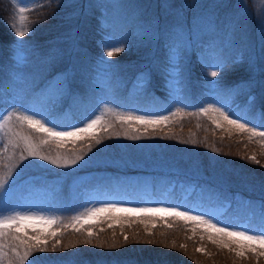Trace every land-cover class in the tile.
I'll use <instances>...</instances> for the list:
<instances>
[{
	"label": "trees",
	"instance_id": "16d2710c",
	"mask_svg": "<svg viewBox=\"0 0 264 264\" xmlns=\"http://www.w3.org/2000/svg\"><path fill=\"white\" fill-rule=\"evenodd\" d=\"M247 1L245 8L237 0L213 5L210 0H40L29 8L31 30L24 37L26 43L18 45L10 27L17 5L13 0H0V108L10 105L15 97L21 109L17 113L40 115L49 110L52 95L58 94L60 99L66 96V100L79 102L74 114L79 119L100 99L115 110L161 113L172 104L167 84L170 50L175 45L181 49L176 66L182 68L176 111L186 114L164 131L149 132L139 140L109 138V134L101 133L102 143L93 142L90 152L86 142L75 148L71 144L62 149L45 146V153L52 156L58 151L72 156L83 149L85 159L74 167L88 177L80 180L78 173H72L74 167L58 168L34 158L21 163L20 150L12 156L8 146V152L0 157V173L12 165L18 167L6 185L7 191L0 192V213L22 203L29 189L37 186L45 189L46 205L55 217L67 223L81 201L80 189L121 193L145 179L158 190L173 185L174 189L167 191L171 200L178 195V183L193 185L206 202H229L228 212L238 220L264 227V149L259 138L250 142L247 133L229 136L207 117L188 115L199 113L208 98L229 101L234 106L230 111L233 118H242L257 131L264 128V3ZM105 36L113 43H122L125 50L108 58L101 43ZM18 49L21 58L16 56ZM198 50L210 53L215 64L224 69L212 90L205 85L207 69L198 59ZM60 75H66L68 95L50 84ZM106 119L114 117L107 115ZM10 126L21 130L15 122ZM116 130L123 131L119 125ZM24 131L30 132L26 127ZM31 134L34 139L38 135ZM0 136L3 152L7 138ZM160 145L166 146L171 161L151 160L144 154L157 153ZM173 154L182 162L180 169L175 168ZM251 155L260 164L249 159ZM168 222L172 228L160 221L155 228L149 223L153 236H148L143 223L109 228L107 223L94 222L85 226L92 227L94 235L90 238L64 229L57 237L62 243L55 253H34L26 264L37 257L39 264H264V257L248 254L238 258L207 238L201 240L200 229L193 236L191 224L173 222L172 218ZM121 232L129 236L127 242ZM85 239L91 243H83ZM70 242L76 246L67 249ZM113 243L117 247L109 248ZM0 264H8V260Z\"/></svg>",
	"mask_w": 264,
	"mask_h": 264
},
{
	"label": "snow or ice",
	"instance_id": "6c2138e0",
	"mask_svg": "<svg viewBox=\"0 0 264 264\" xmlns=\"http://www.w3.org/2000/svg\"><path fill=\"white\" fill-rule=\"evenodd\" d=\"M28 4L39 3L40 0H21ZM59 6V5H57ZM29 7L18 6L16 9L15 22L10 23V27L14 30V35L19 38V43H26L24 37L29 34ZM110 50L106 51V56L111 58L118 53H122L125 49L120 44H111ZM181 52L178 46H173L171 59L175 64L177 56ZM224 69L216 66L210 72L212 78L217 77L220 71ZM170 75L175 77V83H179L182 78V68L177 66L170 70ZM144 83H147L145 79ZM106 115H111L114 119H106ZM186 114L179 109L171 115H135L129 113H116L110 108H105L104 113L95 116L88 120L82 126H73L71 130H57L56 127L48 126L50 121L45 118H36L35 114H20L17 112L6 113L0 116V134L7 138V144L4 146V151L0 152V157H3L8 152V146L12 148V156L16 155V150L19 149V161L34 158L48 164L55 165L58 168H70L77 165L79 161L85 159L86 153L83 149L72 156L61 154L59 151L55 156L50 153L46 154L45 146L55 145L57 149L67 148L69 144L73 148L81 142H86L87 150H92L93 142L96 145L102 143L104 137L101 133L109 134L111 137H121L130 140H139L142 135L149 132L164 131L170 124L178 119H183ZM207 117L216 129H220L231 136L233 133H247L248 140L251 142L253 138L258 137L259 143L264 149V131H257L255 127H249L247 122H242V118H233L228 111L222 107H216L209 104L203 107L199 113L188 114ZM15 122L20 131L15 130L10 125ZM54 123V122H51ZM117 125L123 129L118 131ZM127 126V127H125ZM142 126V130H141ZM25 127L30 132L24 131ZM31 133L38 134L34 139ZM187 143L188 141H182ZM193 144L196 141H191ZM213 151H218L213 149ZM9 156V159L12 158ZM254 163L260 164V160L255 155L249 157ZM87 162V161H85ZM18 165L8 167L7 171L0 173V192L7 191L6 185L13 178L14 169ZM19 175V173H17ZM134 217H144L139 220H134ZM168 218H172L173 222L183 221L185 225L191 224V231L195 236L197 229L201 230L200 239L207 238L212 244L217 245L221 249H227L229 252H234L238 258H245L248 254L259 257H264V227L258 232L244 230H234L230 226H221L217 222L208 219L205 215H193L190 211L180 210L179 207H124L116 204H107L101 207L87 209L80 215L74 216L67 223H64L58 217L45 216L41 214H22L17 212L15 215L4 216L0 218V262L7 259L8 264H26L30 256L34 253H55L60 247L62 241L57 239L63 235L64 229H71L75 233H85L87 237H92L94 232L92 227L93 222L107 223L109 228H113L116 224L143 223L148 236L154 234L148 229V224L155 228L156 221H160L167 228H172L173 224L168 222ZM59 226V227H54ZM101 231H104L102 228ZM123 235V232H121ZM138 235V234H137ZM125 242L129 240V236L123 235ZM83 243L90 244L91 239H85ZM73 243L67 244V249L74 248ZM100 247L105 245L101 244ZM109 248H116V244L108 245ZM175 247V244H173ZM181 247H186L182 245ZM198 252H203V248H197ZM40 258L31 261V264H39Z\"/></svg>",
	"mask_w": 264,
	"mask_h": 264
},
{
	"label": "rangeland",
	"instance_id": "374dc122",
	"mask_svg": "<svg viewBox=\"0 0 264 264\" xmlns=\"http://www.w3.org/2000/svg\"><path fill=\"white\" fill-rule=\"evenodd\" d=\"M15 4L18 6H26L31 8L34 6L35 3L29 2L28 4H25L21 2V0H13ZM212 5L215 2L220 3L221 0H210ZM255 4L256 1L259 2V0H252ZM262 3H264V0H261ZM260 1V2H261ZM237 2L241 3L243 7L247 8L249 6V2L247 0H237ZM217 3V4H218ZM102 26L105 28L106 23L103 22ZM101 43L106 50H110V47H108L111 44H120L122 46V43H113V41L110 39V37L105 36ZM18 45H19V38H18ZM173 48V47H172ZM172 48L170 50V57L172 56ZM198 59L200 63L207 69V74L205 78V85L208 87L209 90H212L217 86V79L218 75L215 78H212L210 76L211 70H213L217 65L214 62V59L212 55L205 51L198 50ZM17 58H21L22 54L20 52V49L17 50L16 54ZM171 66L169 67V73L170 70L176 66V63L174 64L171 59ZM175 77L169 74L168 78V94L169 98L172 102L170 108L166 111H163L161 113H146L144 111H138L136 109H118L115 110L113 106L107 101L100 99L97 105L88 112V114L82 118L79 119L74 116L75 111L79 105V102L76 99L66 100V96H63V99H60L58 94H53L51 98V105L49 110H46L40 115H36V118H45L47 121H50L49 125L50 127L54 126L57 128V130H71L73 126H82L85 122H87L90 119L95 118V116L100 115L101 113H104L105 108L112 109L113 112L116 113H133L135 115H149V116H159V115H171L173 112H176L177 107L179 106V100L178 97L180 96L179 91V85L178 83H175ZM53 88H57L59 92H61L63 95L69 94L68 91V82L66 81V75H60L56 77V79L50 83ZM209 94H212V92H209ZM68 97V96H67ZM65 99V100H64ZM11 104L7 106H3L0 108V116L5 115L6 113L11 112H18L20 111L19 103L17 102V98L12 97L10 99ZM209 104H213L216 107H222L226 111L230 113V111L234 108L233 104H230V102H218L214 99L208 98L203 101L202 106L200 107V110L203 107H207ZM21 114H29L32 115L34 113L32 112H22ZM231 115V114H230ZM107 116V115H106ZM234 117V116H232ZM72 118L70 121H66V119ZM54 122V123H51ZM2 123V121H0ZM264 131V128L261 130ZM0 143H2V138L0 136ZM150 145V144H149ZM5 146V144L3 145ZM160 148V151L155 153L148 152L144 153L146 154V157H151L149 159L155 160V161H169V152L166 148V146H158ZM138 153L142 154L143 152L137 151ZM159 155L160 157L157 159H153L154 156ZM173 159L175 162V168L180 169V165L182 164L181 161H179V157L175 156L173 154ZM179 159V160H178ZM172 159H170L171 161ZM43 163V162H42ZM80 164V162L77 163V165ZM157 165L156 163H154ZM76 165V167H77ZM141 167L142 164L140 165ZM76 167L73 168L72 173H78V170ZM88 177V174H76V178L80 180L81 178ZM149 178V177H147ZM30 178H26V181H29ZM144 179V178H142ZM214 179V178H212ZM150 180H138L137 183H133L131 186H129L124 192L117 193L110 191L109 189H80L79 192L82 194L81 201L78 203V205L73 209L71 212L70 220L72 217L80 215L82 212H85L87 209L94 208V207H101L107 204H116L118 206H124V207H179L180 210L184 211H190L193 215H205L206 218L213 220V222L219 223L221 226H230L234 230H250L254 232H258L261 227L257 224H250L247 222V220H238L237 216L235 214H232L228 212V208L230 203L224 202H214L209 203L206 202L201 198L200 190L199 188L191 185V186H183L182 183L177 184V192L178 195L174 197V200H171L170 196H168L167 191H172L174 189L173 186H169L167 189L158 190L155 188L152 184L149 183ZM135 184V185H134ZM48 195L45 192V189H41L37 186H33L29 189L27 193V198L20 204L14 205L4 212L0 213V218H3L4 216H11L15 215L17 212L22 214H41L45 216H54L55 214L53 211L50 210V208L46 205V199ZM94 223V222H93ZM55 227V226H54Z\"/></svg>",
	"mask_w": 264,
	"mask_h": 264
}]
</instances>
